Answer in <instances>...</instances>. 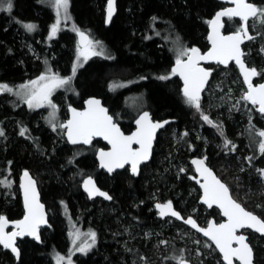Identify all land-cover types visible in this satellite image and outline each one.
<instances>
[{"label":"trees","instance_id":"1","mask_svg":"<svg viewBox=\"0 0 264 264\" xmlns=\"http://www.w3.org/2000/svg\"><path fill=\"white\" fill-rule=\"evenodd\" d=\"M106 1L70 0L73 23L98 40L106 54L91 58L77 70L72 82L76 90H71L65 101L78 107L85 98L98 97L122 130L130 132L132 106L140 96L145 103L142 109L149 111L154 120L172 122L158 133L151 160L142 165L137 177L126 170L108 176L96 167L95 145L70 146L62 136L55 140L42 117L9 95H0V176L5 172L16 183L18 174L28 171L36 177L41 202L48 211V227L40 231L38 239L18 240L16 258L0 247V264H51L52 254L67 250L65 222L60 214L63 205L71 217L95 233V248L76 258V264H130L137 259L143 264H177L180 254L188 260L195 252L199 264H214L199 253L186 234L193 231L174 220L160 219L153 205L171 201L179 213L194 216L200 224L215 213L210 210L202 215L198 191L190 181L192 157L202 155L214 172L231 183L234 177L230 173L238 166L236 156H240L239 162L246 169L235 173L241 183L237 182V186L253 191L262 177L257 169H263L264 154L259 150L260 138L255 137L261 129V119L255 108L239 98L210 109L203 96L197 111L186 102L179 80L171 73L173 43L205 46L208 20L217 10L218 0H116V14L105 27ZM50 19V9L43 0H11V10L0 14L1 83L22 84L40 64L25 57L24 45L20 43L22 34L39 54V62L62 74L71 72L75 34L61 31L49 45L40 46ZM26 24L34 25V31L27 32ZM246 53L254 67L264 64L263 31L247 45ZM160 76L168 78L161 80ZM260 76L264 79V72ZM238 78L232 65L226 69L216 66L206 91L223 100L227 87L241 86ZM113 81L129 84L114 91L110 89ZM201 113L212 124L205 122ZM21 129L27 130L24 135L20 134ZM225 139L231 142L227 147ZM86 176L93 177L98 187L108 192L110 202L86 198L80 189V180ZM10 189L11 197L4 205L0 196V213L7 220H17L23 214L20 196ZM262 198L257 196V201L264 209ZM245 203L252 208L249 202ZM164 222L170 226L162 228ZM250 236L254 263L264 264V238ZM154 239H159L164 251L150 263L147 250ZM213 257L221 261L218 253Z\"/></svg>","mask_w":264,"mask_h":264},{"label":"snow or ice","instance_id":"2","mask_svg":"<svg viewBox=\"0 0 264 264\" xmlns=\"http://www.w3.org/2000/svg\"><path fill=\"white\" fill-rule=\"evenodd\" d=\"M232 3L236 5L235 8L226 9L220 11L216 14L214 20L208 23L213 25V33L209 35V40L212 42V50L207 54V56H202L199 54L196 48L184 49L179 55L187 56V62L177 59L176 67L172 69V74H177L181 76L184 81L183 94L186 102L200 111V92L202 90L205 78L209 75L207 71L201 69L197 66V60L202 59H215L218 63L227 66L228 61L234 59L237 65L240 66L241 71L244 75V82L248 85V91L242 95L241 99L250 102L254 106L259 105L257 111L264 115V84H260L258 87H254L250 82V77L257 75L255 69H246L240 57L242 55L239 44L241 42V33L238 31L236 34L231 36H221L216 30V25L219 24L220 18L227 15L229 17L239 16L242 21H244V32L243 35L249 40L253 39L252 36L248 34V19L251 17L254 20L259 19L261 24H264V9H258L254 5L247 2V0H231ZM7 4V8L3 5ZM55 7L59 14L60 9L67 10L68 0H54ZM112 4L113 0H108V19L112 16ZM0 10H11V0H0ZM155 19V18H154ZM26 30L32 31L34 25L26 24L24 25ZM56 32V26L53 25L51 35ZM77 35L81 37V40H87V37L83 33L77 31ZM89 48L86 51H79V55L84 56L87 60L89 55H98V53L93 50L92 42L88 41ZM98 43V42H97ZM78 65H73L72 76L75 75ZM161 80L167 79V76L158 77ZM72 77L62 78L58 74H48L41 75L38 80L31 81L29 84L20 85L21 89L27 90V95L24 98L28 107L36 108L44 106L45 102L48 103L49 107L55 108V105L49 100L52 92L59 87H63L70 83ZM40 81L44 83L38 88H31L32 85H37ZM114 85H110V89ZM8 92L12 93L13 89L7 84L0 83V93ZM90 106H95V108L90 107L88 111L76 112L72 110L73 119L69 120L66 125H60L62 128H67L68 141L72 144H90L93 136H103L109 144L112 145L111 152H101L100 160L101 167L107 168L109 172H112L114 168L123 167L126 163H131L132 172L135 174L137 171V165L140 161L146 160L149 155V149L151 147V141L154 135V131L157 128L163 126L161 123H153L149 120L148 113L145 112L136 121L137 131L131 136H124L120 133V130L112 123L111 117L106 114V110L99 106L98 100H89L87 102ZM201 118L212 124V121L207 115L201 113ZM164 123H167L165 121ZM214 127H219L213 125ZM55 130V127L53 128ZM26 129H21V135H24ZM3 135V132H0ZM221 135L223 132L221 131ZM256 135L260 136L262 139L259 144V150L264 154V131H257ZM133 144H139V149H133ZM225 147L231 144L230 141L225 139ZM233 147H235L233 145ZM249 160L252 158L249 157ZM196 164L197 171H203L206 174L205 183L201 185L204 190V195L202 202L208 207H212L216 204L220 209L222 214L227 218L226 223L214 224L209 221L206 228L198 227L197 223L192 219L188 218L184 220V223L189 224L192 228L196 229L198 232H202L205 237H208L216 246L217 249L223 254V260L225 264H233V258L240 261V264H253V250L245 243L246 237L244 235H237V230L241 228H252L253 230L264 235V222H262L256 215L246 211L240 203L233 200L229 195L228 188L217 180L207 167L203 166L202 160H194ZM183 171V170H181ZM264 178V170L257 169ZM24 177L27 179V186L24 183L21 184L22 189H24V201L26 214L23 220L15 222V231L5 232V228L8 225V221L4 216H0V244L4 248L11 247V250L16 253L17 249L14 246V240L17 236L23 235H35L38 225L43 222V205L39 204L36 193H35V182L29 177V173L25 171ZM0 183H5L0 181ZM91 184V180L85 181V186ZM93 192H89V195H93ZM105 196V199H110L105 193H96ZM156 207L161 209L160 215L163 217L165 215H171L176 217V219H182V217L172 210L170 203L168 204H157ZM167 209V211H164ZM88 236L95 243V233L90 232ZM38 239V237H37ZM166 243V242H161ZM235 243L238 245L233 248L232 245ZM208 245H205L207 247ZM92 247V244L84 245L79 248V251L85 252L88 248ZM18 254V253H17ZM62 257H57L58 262L62 260ZM142 259H144L142 257ZM69 264L71 262L69 261ZM178 264H183V261H178Z\"/></svg>","mask_w":264,"mask_h":264},{"label":"rangeland","instance_id":"3","mask_svg":"<svg viewBox=\"0 0 264 264\" xmlns=\"http://www.w3.org/2000/svg\"><path fill=\"white\" fill-rule=\"evenodd\" d=\"M43 4L50 9L51 19H50L49 24L46 27V30L43 33V39L39 41L41 47L49 45L52 41H54L61 31L72 33L74 35L77 30H80L78 26H76L73 23L71 14L69 12L70 7H71L70 0H68L67 10L65 11L64 9H60L59 14L55 7L54 0H43ZM3 7L7 8V4H4ZM8 12H9L8 10H0V14H3V15L7 14ZM258 23H260V21L257 18L254 21V24L257 25ZM53 25L56 26V32L54 35H51V38H50V33L52 32ZM261 26L264 28V24H262ZM26 31L31 33L34 31V29L32 31H28V30ZM21 37H22V40L20 39V43L24 45L22 46V49L24 52H26L25 57L30 58L32 62H38L40 64L38 65L34 73L32 74V77L28 79L26 82L16 85V86H10L13 89L12 93L3 92V93H0V95H5V97L9 95L10 97L17 100L20 105H23L30 112L36 113L38 116L42 117L44 125L47 126L48 129L51 131V133L53 134V138L55 140L59 136L64 137V130L60 127V125H62V123H64V121L67 119L68 117L67 106L71 105L68 103V100L65 101V99H67V95L71 94V90L73 91V89H75L74 84H72V82H74V76H72L73 65L74 64L78 65L76 69V72H77V70L82 68L91 58L100 56L101 54H103L104 56L106 54V50L98 40H94L91 37L90 41L92 42L93 50L101 54L89 55L88 59L85 60L84 56L79 55V51H86L89 48V44L84 48H80L78 47V45H76V42H75V50L73 52L72 63L70 66L71 72H69L68 74H62L58 71V69L52 68L51 66L47 65L44 62L42 63L39 62L40 61L39 54L35 50H33L32 45L26 39L24 34H22ZM74 39H75V35H74ZM184 49H189V48L187 46H181L179 45V43L177 44L176 42L173 43V48H172V52L174 55L173 63H175L178 58L182 60L185 57V56L179 55V53ZM48 74H58L62 78H67L71 76L72 79L69 84L64 85L63 87L56 88L50 95L49 100L51 101L53 105H55L54 109L52 107H49L47 102H45L44 106L42 107H36V108L30 109L24 99L27 95V90L21 89L19 86L24 85V84H29L31 81L38 80V78L41 75H48ZM238 82L241 85L240 87H237V84H236V87H234L235 86L234 85L233 87H227L225 89V91L222 93L223 100H217L214 97V94H211L210 92L205 91L203 96L207 99V102H206L207 107L210 109H215L222 102H231V101L234 102L236 101L235 99L241 98L246 90L244 88L243 82L240 79V77L238 78ZM43 83H44L43 81H40L37 85H32L30 87L38 88L42 86ZM128 84L129 83L127 82L125 83V82H120V81L118 82L113 81L111 85H114V87H112L111 90L115 91V90L124 88L128 86ZM74 94H75V98L78 99L79 93L76 92ZM144 104L145 103L140 96L136 97V103L134 106H132L133 109L131 110L134 117L138 115L139 112L144 110L142 109L144 107ZM200 108H201V104H200ZM258 117H260L261 119V125H260L261 129H259L258 131H264V118H262L259 115ZM54 127H55V130H53ZM256 136L259 137L261 141L262 138L256 135L255 133V137ZM257 137H256V140H258ZM256 140H253V141L255 142ZM216 148L219 149L220 147L219 148L216 147ZM201 158L204 159L202 155H201ZM239 159H240V156H236L235 161L238 166L234 170H232V172L230 173V175L234 177L231 180V183L233 185V189L236 190V192L232 191L231 185H230L231 183L229 180L224 179L221 175H219V173H216V174L220 178V180L228 187L232 198L236 202L240 203L244 209L250 211L253 214H256L262 220H264L263 206L260 203L261 201H257V196H262L263 197L262 199L264 201V178L261 177V180L258 181L257 188L255 190L257 192L253 191L249 187L246 188L245 186H240V185L237 186L238 183H240V178L237 175H235V173L237 172L241 173L246 169V165L245 164L243 165L241 162H239L240 161ZM263 165H264V160H263ZM262 170H264V166ZM0 171L2 170L0 169ZM0 177H1L0 181L5 182V183H0V189H2L0 190L1 191L0 196L3 202L2 204L4 205L5 203H7V199H10L11 197V189H10L11 187H12V190L16 194L19 195L18 179L16 183H13V180L5 172ZM82 179L80 180V183ZM246 201L249 202L252 208H248L247 204L245 203ZM63 206L64 207L61 206L62 208L60 209V214L63 215V219L65 222L66 240L68 242V248L64 252H57V253L52 254L50 260H51V264H69V261L71 262V264H76L75 263L76 258H80V257L86 256L89 253H91V251L95 248L96 240H95V243L93 244L92 240L88 236V233L93 232V231L87 227H83L78 221H76L73 217H71L70 213H68L67 211V207L65 205ZM206 212H207L206 208L202 207V215ZM47 214H48V211H47ZM0 216H3V214L0 213ZM214 217L215 216L212 215V216L205 218L202 221L201 225L206 226L209 219L214 218ZM216 220H218V218ZM161 225H162V228L170 226L169 222H164ZM186 234L188 235L189 238H191L194 241L193 243L194 245L198 247V251H200L199 253H202L205 258L209 259L211 262L213 261L214 264H219V262L223 264L222 261H218L214 259L213 255L214 253H217V252L208 240L204 239L203 237H201L200 235L194 232L189 233L187 231ZM88 244H92V247L88 248L87 251L85 252L79 251V248L81 246L88 245ZM205 245H208V246L205 247ZM147 251H149L150 253L149 254V260L151 261L150 263H154V260L159 257V253L164 251V249H162L159 239H154L151 241V246L148 248ZM57 257H62L63 259L58 262ZM182 257H183V254H180V257H178L177 260H175V262L177 263L178 260L183 259ZM198 260H199V255L197 252L189 255L188 261L194 264H199L200 261ZM196 261L198 262L195 263ZM130 264H143V262L141 261V259H137V260H132Z\"/></svg>","mask_w":264,"mask_h":264},{"label":"water","instance_id":"4","mask_svg":"<svg viewBox=\"0 0 264 264\" xmlns=\"http://www.w3.org/2000/svg\"><path fill=\"white\" fill-rule=\"evenodd\" d=\"M218 1H219L220 3H223V4L231 5V6H232L231 8H235V7H236V5H235L234 3L231 2V0H218ZM116 9H117V8H116V0H113V4H112V16H111V19L109 20V19H108V11H109L108 0L106 1L105 8H104V21H103L105 27H108V26H109L110 22L112 21L113 17H114L115 14H116ZM225 10H226V9H225ZM221 11H223V10H221ZM219 12H220V11H219ZM217 13H218V12H217ZM217 13H216V14H217ZM216 14H214V15L212 16V18L210 19V21H212V20L215 19ZM225 16H227V15H225ZM223 17H224V16H223ZM223 17L220 18L219 24L215 26L217 32L219 33V35H221V36H231V35L236 34V33H234V34H228V35H223V34H222L221 29H222V25H223V24H222V18H223ZM233 18H240V17H239V16H233ZM242 22H243V25H244V21H242ZM213 27H214V26L211 25V24H208V27H207V30H208L207 42H208V46H209V48H208L205 52L201 53L200 50H199L197 47H193V48H196V49L198 50L199 54L202 55V56H207V54L212 50V42L209 40V35L213 33ZM79 32L83 33L84 36L87 37V40H81V37H80L79 35H77V32L75 33V38H76L77 45H78L80 48H84V47H86V46L89 44L88 41H90L91 38H90V36L88 35V33L85 32L84 30H79ZM243 32H244V27H242V32H240V33H241V36H240V40H241V42H240V44H239V49H240V51H241V53H242L240 59H241V61L243 62L245 68L250 70L251 68H249V67L247 66V64H246V62H245V60H244V58H243L242 46H243V44H244L246 41L249 40L247 37H245V36L243 35ZM191 49H192V48H191ZM187 59H188V57L186 56V58H185L184 60H182V61L187 62ZM209 64H218L219 66L224 67V68H226L229 64H232V65L234 66V68L236 69V71H237L239 77L241 78L242 82H243L244 88H245V90H246L245 93L248 91V85L244 82V75H243V73H242V71H241V68H240L239 65H237V63L235 62L234 59L229 60L227 66L218 63L215 59H211V58H210V59H202V60H197V66H198L199 68L204 69L205 71H207V72L209 73V75L205 78V82H204L203 87H202V90H201V92H200V99H201L203 93L206 91V88H207V86H208V84H209V82H210V79H211L212 70L204 67V65H209ZM175 67H176V62L173 63V65H172V67H171V73H172V69L175 68ZM172 75H173L174 77H176V78L179 80L180 85H181V93H182V95L184 96V94H183V89H184V81H183V79L181 78V76L179 75V73H177V74H175V75L172 74ZM255 78H256V75L250 77V82H251V84H252L254 87H258L260 84H264V82H263V83H259V84L254 85V84H253V80H254ZM245 93H244V94H245ZM89 100H98V101H99V106L106 110V114H107L109 117H111V119H112V123H113V124H114V125L120 130V133H122L124 136H131L134 132L137 131V127H138V126H137V124H136V121H137V120L140 118V116H142L145 112L148 113L149 120H150L151 122H153L152 117H151V114L149 113V111H147V110L142 111V112H140V113L137 115V117H136L135 120L133 121V129H132L129 133H124V132L122 131V129L120 128V126H119L118 124L114 123V121H113V117L108 113L107 108L103 105V102H102V100H101L100 98H98V97H87V98H85V99L83 100V102H82V108H80V109H78V108H76V107H74V106H72V105L67 106L68 117H67V119L64 121V123H62V125H66V124L68 123L69 120H72V119H73V113H72V110H75L76 112H85V111H88L90 107L95 108L94 105H93V106H90V105L87 103ZM247 103H248L249 105H251V106H254L253 104H251V103L248 102V101H247ZM258 107H259V105H256V106H255V110H256V112H257L259 115L264 116V115H262L259 111H257V108H258ZM165 121H167V123H164ZM170 122H172V120H164V121H160V122H153V123H161V124H163V126L160 127V128L155 129V131H154V135H153V138H152V141H151V147H150V149H149V155H148V158H147L146 160H142V161H140V162L138 163V165H137V171H136L135 174L132 172V166H131V163H126V164H124L123 167H120V168H114L112 172H109V171L107 170V168L101 167L100 153H101V152H105V153H107V152H111V151H112V145L109 144L108 141L105 140V139L103 138V136H100V135L93 136V137H92V140H91V143H92L93 141H101V142L107 147L106 149H101V148H100V149H98V150L96 151V153H95V161H96V164H97L98 169L101 170V171H103V172H104L105 174H107V175H112V174H114V173H116V172H118V171H122L123 169H125V168L128 167L129 173H130L132 176L137 177L138 174H139V172H140V168L142 167V165L147 164V163L151 160L152 153H153V148H154V145H155V141H156V137H157L158 132H159L161 129H164V128H165ZM61 128H62V127H61ZM62 129L64 130V138H65V140H66V142H67L68 145H70V146H89V145H91V143H90V144H83V143L72 144V143H70V142L68 141L67 128H62ZM132 148H133V149H139V148H140V145H139V144H133V145H132ZM194 160H197V161L202 160V161H203V166H202V167H207V168L209 169V171L212 173V175H213L217 180H219L221 183H223V182L218 178V176L216 175V173H215V172H214V171H213V170H212V169H211V168L205 163V161H204L201 157H192V158H190V160H189V164H190V166H191V168H192V171H193V173H194V177H192V181L196 184V186H197V188L199 189V192H200V196H199V198H198V203L204 205L207 209H211L212 207H214L215 209L218 210V212H219V214H220L221 221H220L219 223H216V222L214 221V219H209V221L213 222L214 224L226 223V222H227V218L222 214L221 209H220L216 204H213L212 207H208V205H206V204H204V203L202 202V198H203V195H204V190H203V188L201 187V185L205 183V176H206V174L203 173L202 170L199 171V172L197 171V167H198V166H197L196 164L193 163ZM27 172H28V171H27ZM24 173H25V171H24V172H21V173L19 174V176H18V188H19V194H20L21 206H22V212H23V214H22V217L19 218V219H17V220H7L9 223H8V225H7L6 228H5V232H9V233H10V232H12V231H15V230H16V229L14 228V224H15V222H18V221L23 220V218H24V216H25V214H26L25 201H24V189H22V187H21V184H22V183H24L25 186H27V179L24 177ZM28 173H29V172H28ZM29 177L35 182V193H36L37 200H38L39 204L43 205V222H41V223L38 225V227H37V229H36V234H35V235H23V236H17V237H15V240H14V246H15V248L17 249V252H16V253H14V252L11 250V247H9V248H4V246H3L2 244H0V247H1L2 249H4V250L8 251V252H9L14 258H16V257L18 256V254H17V253H18V248H17V241H18V240H21V239H24V238H28V239H30V240H35V239H37V237H39V233H40V231L43 230V229H45V228H47V226H48V219H47L46 209H45L44 204L41 202L40 192H39V189H38V187H37L36 181H35V179L33 178V176H32L30 173H29ZM86 180H91V184L87 185V187L85 186V181H86ZM223 184H224V183H223ZM224 185H225V184H224ZM225 186H226V185H225ZM226 187H227V186H226ZM227 188H228V187H227ZM80 189H81V192L86 196V198H87L88 200H94V199H97V198H98V199H101V200H103V201H105V202H110V201H111V198H110V199H105V196H103V195H99V194H96V193H98V192H99V193H105L107 196L110 197V195L108 194L107 191H105V190H101V189L98 187V185H97L95 179H94L93 177H91V176H86V177H84V178L82 179V181H81V183H80ZM228 190H229V189H228ZM89 192H93L94 194L90 196V195H89ZM229 195H230V197L232 198V196H231V194H230V191H229ZM232 199H233V198H232ZM233 200H234V199H233ZM168 203L171 204V206H172V210H173V211H176V212L181 216V214H180L177 210H175L173 203L169 201V202H165V203L157 202V203H155V204L153 205V209H154V211L157 213L158 217H159L160 219L170 218V219H172V220H175V221L181 223L182 225H184L186 228H188V229H190L191 231H193L194 233H196V234L200 235L201 237H203L204 239L208 240V241L211 243V245L215 248L216 252L219 254L222 263L225 264V261L223 260V254L219 251V249L216 248L215 244H214L210 239H208V237H205V236L202 234V232H198V231H196V229L192 228L191 225L184 223V220H186V219H188V218H192V219L196 222V220H195L193 217L188 216V217H186V218H183V217L181 216L182 219H176V217H173V216H171L170 214H169V215H165V216H163V217L160 215L161 209H158V208L156 207V205H157V204H161V205H163V204H168ZM241 206H242V205H241ZM242 207H243V206H242ZM245 210H246V209H245ZM164 211H167V209H164ZM246 211H248V210H246ZM249 212H250V211H249ZM254 215H256V214H254ZM256 216H257V215H256ZM257 217H258L262 222H264V220H262L259 216H257ZM209 221H208V222H209ZM196 223H197V222H196ZM197 225H198V227H202V226H200L198 223H197ZM207 225H208V223H207ZM207 225H206L205 227H203V228H206ZM243 231H250V232H252V233L258 235L259 237L264 238V235H261L259 232L253 230L252 228H247V227H245V228L238 229L236 234H237V235H241V234L244 235V236L246 237L245 243H247V244L249 245V247H250L252 250H253V248H252V246L250 245V243L248 242V240H247V236H246L245 234L242 233ZM237 246H238V245H236L235 243H233V245H232L233 248H235V247H237ZM180 261H181V260H180ZM182 261H183V264H194V263H192V262H190V261H188V260H185V259H182ZM177 264H178V263H177ZM233 264H240V261H239V260H236L235 258H233ZM253 264H255V263H254V250H253Z\"/></svg>","mask_w":264,"mask_h":264},{"label":"flooded vegetation","instance_id":"5","mask_svg":"<svg viewBox=\"0 0 264 264\" xmlns=\"http://www.w3.org/2000/svg\"><path fill=\"white\" fill-rule=\"evenodd\" d=\"M247 2L248 3H250V4H252V5H254L255 7H257L258 9H264V0H247ZM218 3H219V5H218V7H217V10L214 12V14H216L217 12H219V11H221V10H225V9H230L232 6L231 5H228V4H223V3H220L219 1H218ZM213 14V15H214ZM212 15V16H213ZM212 18V17H211ZM210 18V19H211ZM210 19L208 20V22L210 21ZM256 20V19H255ZM253 18H249L248 19V34L250 35V36H252L253 37V39H251V40H248V41H246L244 44H243V46H242V51H243V58H244V60H245V62H246V64H247V66L249 67V68H251V69H255L256 71H257V75H256V78L253 80V84L254 85H256V84H259V83H263L264 82V79H262L261 78V74H263V72H264V64L263 65H259L258 67H254L253 65H251L250 63H249V59L247 58V53H246V47H247V45H249L251 42H253L255 39H257V36H258V34H260V32L261 31H263L264 32V28L261 26L262 24L261 23H258L257 25L256 24H254V21H255ZM209 24V23H208ZM208 24H207V27H208ZM222 29H221V32H222V34L223 35H228V34H234V33H237L238 31L239 32H242V27H243V22H242V20L240 19V18H233V17H229V16H224L223 18H222ZM259 32V33H258ZM207 35H208V30H207V34H206V36H205V46L203 45V47H198V46H191V47H188L189 48V50L191 49V48H193V47H197L199 50H200V52L201 53H203V52H205L208 48H209V46H208V42H207ZM245 48V49H244ZM186 58V56L182 59V60H184ZM230 65H232V64H229L226 68H228ZM220 67V68H222V69H226V68H224V67H221V66H219L218 64H209V65H204V67L205 68H208V69H211L212 70V73H213V71H214V68L215 67ZM233 66V65H232ZM234 67V66H233ZM237 72V71H236ZM238 74V73H237ZM211 76H212V74H211ZM241 79V78H240ZM203 95H204V93H203ZM203 95H202V97H203ZM201 97V98H202ZM199 100H201V99H199ZM83 102V101H82ZM82 102H81V104L78 106V107H76V108H78V109H80V108H82ZM251 106V105H250ZM252 107H254L255 108V106H252ZM111 116H112V114H110ZM259 115V114H258ZM259 116H261V115H259ZM113 117V116H112ZM137 117V115L134 117V120H135V118ZM152 117V116H151ZM262 118H264V116H261ZM133 120V121H134ZM152 120H154L153 119V117H152ZM113 121H114V123H116V124H118V122L115 120V118L113 117ZM154 121H156V120H154ZM157 121H159V120H157ZM119 125V124H118ZM120 126V125H119ZM120 128H121V126H120ZM122 129V128H121ZM162 130V129H161ZM160 130V131H161ZM123 131V130H122ZM159 131V132H160ZM124 132V131H123ZM158 132V133H159ZM124 133H129V132H124ZM158 135V134H157ZM92 145H95L96 146V149H95V151H94V160H95V153H96V151L98 150V149H106L107 147L101 142V141H93L92 143H91V145H89V146H81V147H84V148H86V147H90V146H92ZM190 160V159H189ZM95 163H96V161H95ZM189 166H190V164H189ZM96 167H97V164H96ZM190 168H191V166H190ZM97 169H98V167H97ZM99 170V169H98ZM123 170H126L128 173H129V170H128V167L127 168H125V169H123ZM122 170V171H123ZM99 171H101V170H99ZM102 173H104L103 171H101ZM118 172H120V171H118ZM191 173H192V176L190 177V181L192 182V180H191V178L194 176V173H193V171H192V168H191ZM216 173V172H215ZM105 174V173H104ZM107 175V174H106ZM129 175L130 176H132L130 173H129ZM217 175V174H216ZM108 176H111V175H108ZM132 177H134V176H132ZM96 181V180H95ZM193 183V182H192ZM194 184V183H193ZM194 186L196 187V189H197V191H198V198H199V196H200V192H199V189L197 188V186H196V184H194ZM101 189V188H100ZM102 190V189H101ZM197 201H198V199H197ZM165 203V202H164ZM204 207V206H203ZM175 208V207H174ZM206 208V207H205ZM175 210H176V208H175ZM206 210L207 211H210V210H212L213 212H215V213H213V216H215L214 218H210V219H214V221L216 222V223H219L220 221H221V218H220V216H219V213H218V210H216L215 208H212V209H210V210H208L207 208H206ZM179 212V211H178ZM181 214V213H180ZM218 215V216H217ZM181 216L183 217V218H186V217H188V216H191V217H193L195 220H196V218L194 217V216H192V215H185V216H183L182 214H181ZM218 218V220H216V219ZM168 219H170V218H168ZM196 222H197V220H196ZM198 223V222H197ZM200 226H202L200 223H198ZM202 227H205V226H202ZM243 234H245L246 236H247V240H248V242L250 243V235H254V236H257V237H259L258 235H256V234H254V233H252V232H250V231H243L242 232ZM259 238H262V237H259ZM250 245L252 246V244L250 243ZM252 248H253V246H252ZM254 250V249H253Z\"/></svg>","mask_w":264,"mask_h":264},{"label":"bare ground","instance_id":"6","mask_svg":"<svg viewBox=\"0 0 264 264\" xmlns=\"http://www.w3.org/2000/svg\"><path fill=\"white\" fill-rule=\"evenodd\" d=\"M78 31H79V30H78ZM76 32H77V31H76ZM76 43H77V42H76ZM78 47H79V46H78ZM102 102H103V101H102ZM103 105H104V104H103ZM104 106H105V105H104ZM105 107H106V106H105ZM106 108H107V107H106ZM107 110H108V109H107ZM143 111H145V110H143ZM141 112H142V111H141ZM108 113H109V111H108ZM139 113H140V112H139ZM139 113H138V114H139ZM109 114H110V113H109ZM161 121H164V120H161ZM153 122H160V121H157V120L154 121V120H153ZM193 177H194V176H193ZM191 180H192V178H191ZM192 182H193V181H192ZM193 183H194V182H193ZM194 184H195V183H194ZM19 196H20V194H19ZM20 201H21V199H20ZM168 202H169V201H168ZM170 202H171V201H170ZM200 205H202V204H200ZM202 206H204V205H202ZM204 207H205V206H204ZM212 208H214V207H212ZM212 208H211V209H212ZM45 209H46V208H45ZM208 210H210V209H208ZM216 210H217V209H216ZM218 213H219V212H218ZM219 216H220V214H219ZM174 221H175V220H174ZM176 222H177V221H176ZM47 227H48V226H47ZM218 255H219V254H218Z\"/></svg>","mask_w":264,"mask_h":264}]
</instances>
